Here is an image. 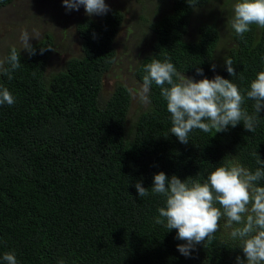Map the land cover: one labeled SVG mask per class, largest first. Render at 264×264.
Here are the masks:
<instances>
[{"label":"trees","instance_id":"trees-1","mask_svg":"<svg viewBox=\"0 0 264 264\" xmlns=\"http://www.w3.org/2000/svg\"><path fill=\"white\" fill-rule=\"evenodd\" d=\"M12 1L0 0V8ZM210 1L153 2L157 10L170 2L169 11L153 20L140 17L150 36L134 69L139 82L144 65L170 57L189 78L202 79L196 73L202 68L209 79L218 74L248 88L264 69V28L253 24L238 36L229 27L233 44L217 64V23L191 29L195 9ZM123 17L112 8L96 19L80 18L81 53L58 70L48 71L55 39L45 33L31 44L34 55L19 52L21 67L11 80L0 75V85L16 98L0 106V255L14 250L19 264H236L244 254L223 220L212 239L185 257L177 250L186 243L175 239L177 230L155 223L163 197L140 198L134 185L142 182L150 191L161 171L181 180L206 178L233 157L254 171L264 160V111L253 133L241 122L218 133L193 130L181 143L170 132L166 102L153 84L146 109L129 123L130 89L118 82L107 97L101 95ZM227 59L236 77L226 71ZM253 104L246 99L243 107L253 113Z\"/></svg>","mask_w":264,"mask_h":264},{"label":"clouds","instance_id":"clouds-1","mask_svg":"<svg viewBox=\"0 0 264 264\" xmlns=\"http://www.w3.org/2000/svg\"><path fill=\"white\" fill-rule=\"evenodd\" d=\"M63 6L69 11L83 6L89 16L109 11L105 0H63ZM231 12L227 24L238 36L249 32L253 24L264 28V0H232ZM30 37L33 36L27 30L23 31L20 35L23 47L17 50L13 46L7 57L0 59V75L13 78L12 74L21 67V49L29 55L35 54ZM261 60L264 62V57ZM225 68L230 76H237L231 59L225 60ZM212 70L215 71V66ZM144 72L141 100L149 102L153 84L160 88L170 114V132L181 143L189 142L193 130L207 133L215 129L218 133L241 122L247 131L255 132L259 113L264 111V69L256 73L244 90L233 79L218 74L209 79L202 68L196 69L202 79L189 78L177 70L170 57L152 59L144 65ZM246 99L254 101L253 113L243 107ZM15 102L10 90L0 85V106ZM257 164L259 167L253 171L233 157L220 163L206 178L197 174L195 178L181 180L161 171L153 176L150 191L142 182L134 187L140 198L163 197L164 204L157 209L154 220L168 231L177 230L175 239L186 242L177 245L181 255L189 257L195 245L212 239L223 220L224 226L231 229L229 238L244 254L243 259L236 257V264H264V184L260 183L264 181V160L259 158ZM0 264H19L16 252H4ZM58 264L65 261L61 259Z\"/></svg>","mask_w":264,"mask_h":264},{"label":"rangeland","instance_id":"rangeland-1","mask_svg":"<svg viewBox=\"0 0 264 264\" xmlns=\"http://www.w3.org/2000/svg\"><path fill=\"white\" fill-rule=\"evenodd\" d=\"M154 1L105 0L109 10L117 8L122 11L124 17L114 42L116 59L103 77L101 95L107 97L118 82L125 84L132 95L129 123L138 111L147 107V103L140 98L142 83L134 75L138 59L147 52L146 42L150 36L147 24L140 17L153 20L157 14L169 11L165 6L170 2L157 10ZM231 3L232 0H211L205 6L195 9L192 16L191 29L204 21L217 23L221 38L215 56L217 64L227 48L233 44L227 24L232 14ZM84 16L96 19L101 15L89 16L83 6L79 10H66L63 0H13L9 5L0 8V59L5 58L9 47L15 46L18 49L23 47L20 40L23 31L27 30L33 36L29 39L30 44L41 39L45 33H51L55 39V46L47 68L49 72L60 69L68 58L81 53L76 23Z\"/></svg>","mask_w":264,"mask_h":264}]
</instances>
